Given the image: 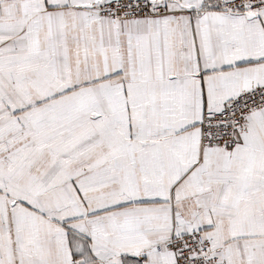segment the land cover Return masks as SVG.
<instances>
[{"label": "snow or ice", "instance_id": "snow-or-ice-1", "mask_svg": "<svg viewBox=\"0 0 264 264\" xmlns=\"http://www.w3.org/2000/svg\"><path fill=\"white\" fill-rule=\"evenodd\" d=\"M0 264H264V0H0Z\"/></svg>", "mask_w": 264, "mask_h": 264}]
</instances>
